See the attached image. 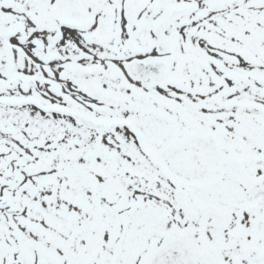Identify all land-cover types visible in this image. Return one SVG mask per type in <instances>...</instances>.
Listing matches in <instances>:
<instances>
[{
	"label": "snow or ice",
	"instance_id": "snow-or-ice-1",
	"mask_svg": "<svg viewBox=\"0 0 264 264\" xmlns=\"http://www.w3.org/2000/svg\"><path fill=\"white\" fill-rule=\"evenodd\" d=\"M0 264H264V0H0Z\"/></svg>",
	"mask_w": 264,
	"mask_h": 264
}]
</instances>
